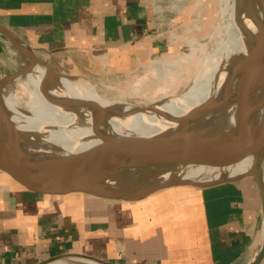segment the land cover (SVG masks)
Wrapping results in <instances>:
<instances>
[{"label": "crops", "instance_id": "1", "mask_svg": "<svg viewBox=\"0 0 264 264\" xmlns=\"http://www.w3.org/2000/svg\"><path fill=\"white\" fill-rule=\"evenodd\" d=\"M153 11L152 0H0V22L73 77L113 69L116 54L155 28ZM2 37L0 52L14 55ZM184 186L88 202L38 199L0 181V264H250L264 241L255 177L168 192Z\"/></svg>", "mask_w": 264, "mask_h": 264}, {"label": "bare ground", "instance_id": "2", "mask_svg": "<svg viewBox=\"0 0 264 264\" xmlns=\"http://www.w3.org/2000/svg\"><path fill=\"white\" fill-rule=\"evenodd\" d=\"M230 7L229 29L235 36V47L212 68L208 67L207 76L202 74L205 66L202 67L200 60L203 58H200L191 74L195 78L188 76L187 81L191 84L175 95L172 87L178 84L179 70L191 57L165 55L154 59L150 69L147 68L152 71L153 79L146 70L147 73L133 83L131 95L136 96L140 94L141 85L158 82L159 87L152 88V94L148 96L152 102L151 110L131 101L104 98L94 86L82 80L56 74L48 63L30 61L28 74L19 71L3 78L0 80V115L8 128L0 125V159L13 166L60 151L78 152L100 144L106 133L192 139L221 124L239 121L264 101V0H235ZM248 43L253 44L255 58L244 69L240 50ZM234 55L238 58L235 63L231 62ZM191 60L195 59L192 57ZM249 66H256L257 75L247 100L240 104L239 96ZM215 76L219 80L217 85L209 82ZM233 80L236 82L227 97L228 83ZM9 85H16L17 90L5 94L4 89ZM154 91L160 93V99L153 98ZM51 125L53 129H50ZM85 164L92 165L94 171L93 178L86 182L89 189L170 179L205 182L215 180L222 173L207 165L159 170L106 158L89 159ZM251 167L249 160L222 170L234 177L246 174Z\"/></svg>", "mask_w": 264, "mask_h": 264}, {"label": "water", "instance_id": "3", "mask_svg": "<svg viewBox=\"0 0 264 264\" xmlns=\"http://www.w3.org/2000/svg\"><path fill=\"white\" fill-rule=\"evenodd\" d=\"M0 33L9 38L21 54L25 65L22 71L24 74L30 72V61L49 64L48 61L39 58L33 48L1 22ZM56 74L73 78L58 72ZM256 75V66H249L239 96L240 104L247 100ZM0 125L8 128L1 115ZM93 158L122 160L159 170H179L194 165H207L220 169L222 173L215 180L205 182L170 179L110 189H89L86 182L93 178L94 171L93 166L85 164V161ZM263 158L264 101L239 121L229 125L221 124L192 139L166 135L120 136L106 133L102 135L100 144L78 152L60 151L52 156L13 166L6 165L0 159V181L38 199L83 193L104 199L138 200L170 187L183 185L210 187L254 176L264 204ZM249 160L252 161V167L246 174L230 177L227 171L222 170ZM263 258L264 241L250 264H260ZM45 263L47 262L40 264ZM94 263L107 264L100 260H94Z\"/></svg>", "mask_w": 264, "mask_h": 264}, {"label": "rangeland", "instance_id": "4", "mask_svg": "<svg viewBox=\"0 0 264 264\" xmlns=\"http://www.w3.org/2000/svg\"><path fill=\"white\" fill-rule=\"evenodd\" d=\"M234 1L235 0H152V8L154 10L153 25L155 28L149 31L146 37L138 39L127 51L122 52L120 55L116 54L115 67L113 69H106L105 73H97L99 71L92 68L89 72H81L79 75H76V77H73V79H79L87 85L94 86L97 92L104 98L121 99L124 102L131 101L133 104L138 103L141 107L151 110L152 102L149 97L152 93L150 92L153 91L152 88L156 89L159 87L158 82L155 80V82L153 81L152 83L141 85L139 88L141 90L140 94L136 96L131 95L133 92L131 90L133 83L138 77L143 76L147 72H149V77L153 79V77H151L153 76L151 75L152 71H149V65H151L154 59L165 55H179V57H181L186 54L191 57V59L192 57L195 59H188L187 62H185L186 64L184 63V66L179 70L181 74L178 77V84L172 87V92H174L175 95L183 92L185 88L191 84L187 79L189 77L190 79L193 78L191 74L196 70L194 68L200 58H203L200 61L204 63H202L203 66H201H205L202 74L207 76L208 67L212 68L221 57L225 56L228 51L235 47L236 39L229 29V23H231L229 20L230 6ZM0 36L9 40V38L1 33ZM10 43L14 46L11 41ZM244 46L245 47H241L240 50L241 55H243V59L241 58V67L247 69V66L251 64L252 60L255 58V52L252 50V43H248ZM13 48L16 52L14 55L5 56L3 55L4 53L0 52V80L13 75L15 72L23 71L25 67L21 54L15 46ZM234 56L231 58V62L235 63L238 58L237 55ZM108 62L111 64L110 61L103 63ZM205 79L206 77H204V81ZM209 82L213 85H217L219 80L215 76L213 79L210 78ZM235 82L236 80H233L228 83L227 97L231 95L232 92L230 88ZM16 90V85H9L4 89V93L8 94ZM154 92L153 98L160 99V93ZM154 102H156V100H154ZM184 108L185 106L182 107L179 113H181ZM50 129H53V125H51ZM194 188L195 187L185 185L184 187L171 189L168 192L172 190L184 192L182 194H185L187 192L186 190L202 192V190L197 187L196 189ZM165 191H162L161 194L165 193ZM88 195L89 194L79 193L76 196L87 199L88 202L115 201L113 199H97L91 197L92 195H89L90 197ZM202 219L201 222L203 221Z\"/></svg>", "mask_w": 264, "mask_h": 264}]
</instances>
